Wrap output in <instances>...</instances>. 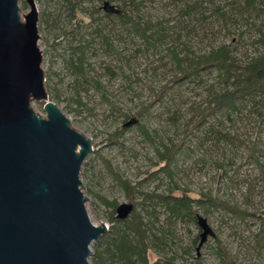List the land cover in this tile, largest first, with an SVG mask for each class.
Returning a JSON list of instances; mask_svg holds the SVG:
<instances>
[{"label":"rangeland","instance_id":"rangeland-1","mask_svg":"<svg viewBox=\"0 0 264 264\" xmlns=\"http://www.w3.org/2000/svg\"><path fill=\"white\" fill-rule=\"evenodd\" d=\"M104 1L83 0L74 11H70L64 0H39L37 7L45 83L50 85L49 95L58 91V98H50L69 117L72 125L92 139L93 150L81 168L82 189L88 197L86 206L91 219L109 226L113 206L103 199L116 200V206L134 201L108 169L105 159L133 184L143 181L138 185L142 190H153L159 180L148 174L158 167L155 164L158 161L156 147L161 146L160 141L167 143L169 138L183 137L191 105L206 97L210 83L220 85L215 69L210 73L203 72L201 77L193 75L173 81L179 72L170 50L176 45L180 55L184 54L182 45L177 44L178 33H182L183 43L196 52L208 50L209 44L228 43L235 47V54L241 58L264 52V42L258 40L260 32L252 19L245 20L246 14L230 10L225 22L211 11L217 6L228 7L225 0H203V8L195 16L182 14V0H139L141 10L136 19L143 23L150 18L161 22L163 27L164 36L153 39L154 45L147 46L129 23L122 24L113 16H104L106 9L122 12V1L107 0L106 5ZM20 4L22 13H26L28 5L24 7L22 0ZM92 14L103 15V32L110 35L121 51L120 56L103 49L105 45L95 32ZM260 19H264V12L257 21ZM81 39L82 42L93 39L86 51V59L93 66L90 73L105 85L108 99L101 96L92 81L75 73L71 65L77 56L75 47ZM165 85L167 89L161 92ZM77 100L83 104H78ZM109 101L121 111L130 113L126 121L136 119L125 125L120 138L122 144L109 142V134L124 123L123 116L112 109ZM43 104L40 101L32 103L35 110L45 115ZM146 104L148 115L142 122L154 140L146 138L136 124L141 120L137 113ZM239 106L240 109L233 113L219 111L210 118L211 126L207 124L196 131L198 137L186 138L189 148L180 154L174 167V178L181 187L188 186L194 195L211 189L214 195L255 214L242 219L225 209L204 213L194 205L198 213L207 217L214 235H209L197 249L201 233L197 219H176L160 251L154 247L148 251L150 261L156 260L162 252L180 254L186 248L188 251L175 259L177 264H225L217 253L221 246L227 254L228 264H264V246H259L256 241L263 226L261 217H264V97H258L254 104L250 100L243 101ZM219 131H228L234 141L220 138ZM252 141H257L262 151L259 152L260 163L247 155ZM168 181L169 178L163 176L157 190L166 191ZM132 198L140 200L142 195L135 192ZM148 208L153 209L157 217L153 230L159 231L167 224V212L162 205Z\"/></svg>","mask_w":264,"mask_h":264},{"label":"water","instance_id":"water-1","mask_svg":"<svg viewBox=\"0 0 264 264\" xmlns=\"http://www.w3.org/2000/svg\"><path fill=\"white\" fill-rule=\"evenodd\" d=\"M20 1L0 0V264H92L91 245L109 228L91 219L82 189L92 139L50 98L37 0H25L24 14ZM34 101H44L45 115ZM133 208L119 203L116 217ZM196 218L199 249L214 230Z\"/></svg>","mask_w":264,"mask_h":264},{"label":"trees","instance_id":"trees-1","mask_svg":"<svg viewBox=\"0 0 264 264\" xmlns=\"http://www.w3.org/2000/svg\"><path fill=\"white\" fill-rule=\"evenodd\" d=\"M39 1V0H37ZM83 0H64L70 8V11L77 9L79 3ZM106 1V0H105ZM104 1V2H105ZM112 1V0H111ZM123 4L122 12H113L112 9H106L104 16L118 19L122 24L131 26L133 31L138 34L143 42L147 45H154L153 39L164 36L161 28V22H154L150 18L146 19L143 23L136 19V15L141 10V1L139 0H121ZM183 6L181 7L182 14H193L203 8V0H182ZM22 5L25 7L26 2L22 0ZM225 5L228 7L217 6L211 9L212 12L218 14L226 22L229 19L228 11L235 10L241 14H246L245 20L252 19V23L257 27L260 32L259 41L264 42V19L257 21L261 13L264 12L263 0H225ZM89 12H93L85 8ZM93 21L96 25L95 32L100 36L104 43L105 50L121 55V51L113 44L112 38L108 33L103 32V15L94 16ZM41 19L43 17L41 16ZM115 20V19H114ZM182 33H178L176 40L177 44L182 45L184 54L180 55V50L175 45L171 48L170 52L175 61V66L178 74L174 75L173 81L191 76L201 77L203 72L210 73L213 69L217 71V83H210L207 86V95L198 103L191 105V114L185 120V134L178 140L169 138L167 143L160 141L161 146L156 147V156L158 165L156 169L148 174V176L158 179L156 187L153 190L145 191L138 187L143 181L133 184L128 178H124L120 173L115 171L110 162L105 159V164L110 171L114 174L118 183L123 187L126 194L134 201V208L126 218H118L115 216V208L117 201H108L103 199L107 204L113 206L110 212L109 228L102 233L97 241L91 245V263L92 264H177L175 259L187 252L186 248L182 252L172 253L167 255L165 252L154 261H150L148 251L154 247L157 251L163 244L170 233L171 225L176 219H183L184 217L196 218L197 209L200 208L204 213L212 212L215 209H225L227 211L237 214L244 219L248 215L255 213L241 208L237 203L229 202L218 195H214L211 189L201 190L198 194L194 195L188 186L181 187L175 180V165L185 150L189 148L186 138L191 135L199 136L196 133L202 127L212 125L211 117H215L221 110H227L233 113L240 109V104L243 101H253V104L258 100V97H264V52L249 54L245 58H241L235 54V47L228 43H223L218 46L209 44V49L202 52L194 51L186 43L181 40ZM93 39L90 40V42ZM90 42L79 41V45L75 47L76 57L71 61V65L80 77L92 81L95 88L99 91L101 96L108 99L104 92V84L93 77L90 73L93 68L92 63L87 62L86 51L90 46ZM49 92L50 85L46 84ZM167 85L163 87L161 92L167 89ZM51 98H58L59 93L56 91ZM78 104H83L79 100ZM41 104L44 101H40ZM112 104L113 110H117L123 116L124 123L122 126L117 127L109 134L110 143H120L122 141V132L125 129L126 120L130 117L129 112L121 111L120 107ZM111 105V106H112ZM140 121L137 127L145 135L146 138L154 140L153 134L149 131L148 127L142 122V119L148 115V105H142L137 113ZM219 136L222 139L234 141V137L228 131H219ZM260 147L257 141H252L250 147L247 149V155L259 160ZM163 176L168 177L167 190L158 191L160 184H162ZM138 192L142 195L140 200L132 198ZM156 205H162L167 212L166 226L159 228V231L153 230V226L157 217L153 214V209ZM197 205L198 208H194ZM197 219V218H196ZM263 226L260 228L259 233L256 235V241L259 246H264V217H261ZM198 237V236H197ZM218 255L221 257L223 263L228 264L226 259L225 250L219 246L217 250Z\"/></svg>","mask_w":264,"mask_h":264},{"label":"flooded vegetation","instance_id":"flooded-vegetation-1","mask_svg":"<svg viewBox=\"0 0 264 264\" xmlns=\"http://www.w3.org/2000/svg\"><path fill=\"white\" fill-rule=\"evenodd\" d=\"M106 5V4H105Z\"/></svg>","mask_w":264,"mask_h":264}]
</instances>
